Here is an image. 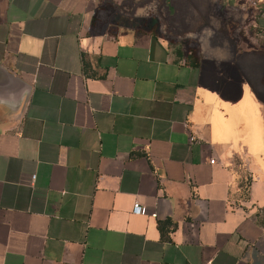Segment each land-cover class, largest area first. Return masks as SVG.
Returning <instances> with one entry per match:
<instances>
[{
    "label": "crops",
    "instance_id": "crops-1",
    "mask_svg": "<svg viewBox=\"0 0 264 264\" xmlns=\"http://www.w3.org/2000/svg\"><path fill=\"white\" fill-rule=\"evenodd\" d=\"M216 6L245 34L196 61L148 24L211 0H0V264H264V0Z\"/></svg>",
    "mask_w": 264,
    "mask_h": 264
},
{
    "label": "rangeland",
    "instance_id": "rangeland-1",
    "mask_svg": "<svg viewBox=\"0 0 264 264\" xmlns=\"http://www.w3.org/2000/svg\"><path fill=\"white\" fill-rule=\"evenodd\" d=\"M211 20L206 25H196L192 28L173 29L161 19L156 24H148L151 31L157 33L169 44L173 51H181L191 56L193 60L208 58L213 60L229 59L232 49L238 44V39L245 34L242 22L243 11L237 9H218L216 0H211ZM147 13L141 14L145 16Z\"/></svg>",
    "mask_w": 264,
    "mask_h": 264
},
{
    "label": "water",
    "instance_id": "water-1",
    "mask_svg": "<svg viewBox=\"0 0 264 264\" xmlns=\"http://www.w3.org/2000/svg\"><path fill=\"white\" fill-rule=\"evenodd\" d=\"M123 0H98L99 4L115 3L119 5ZM157 2L153 1L152 3ZM151 3V4H152ZM147 7V6H146ZM145 7L140 8L137 14H142ZM158 12V2L156 13ZM28 88L16 76L0 66V103H7L13 107L24 104L28 97Z\"/></svg>",
    "mask_w": 264,
    "mask_h": 264
},
{
    "label": "built area",
    "instance_id": "built-area-1",
    "mask_svg": "<svg viewBox=\"0 0 264 264\" xmlns=\"http://www.w3.org/2000/svg\"><path fill=\"white\" fill-rule=\"evenodd\" d=\"M190 140L193 141L194 140V136H191ZM214 162H215V160L211 161V163H214ZM198 206H199L200 211H201V216L204 219H206L207 214H208V203H207V201L204 200V199H198ZM133 212L136 213V214H147V209H146V207L136 203L134 205Z\"/></svg>",
    "mask_w": 264,
    "mask_h": 264
},
{
    "label": "trees",
    "instance_id": "trees-1",
    "mask_svg": "<svg viewBox=\"0 0 264 264\" xmlns=\"http://www.w3.org/2000/svg\"><path fill=\"white\" fill-rule=\"evenodd\" d=\"M156 9H157V2H154L151 5L145 7L143 10V13L146 11H152V12L156 13Z\"/></svg>",
    "mask_w": 264,
    "mask_h": 264
}]
</instances>
